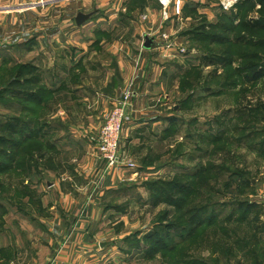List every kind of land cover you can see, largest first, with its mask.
I'll return each mask as SVG.
<instances>
[{
    "label": "rangeland",
    "instance_id": "obj_1",
    "mask_svg": "<svg viewBox=\"0 0 264 264\" xmlns=\"http://www.w3.org/2000/svg\"><path fill=\"white\" fill-rule=\"evenodd\" d=\"M103 5L0 0V264H55L69 245L81 264H264V0H126L122 15L159 35L173 81L136 143L132 86L94 110L67 103L89 71L82 43L118 20ZM110 49L88 55L108 61ZM119 100L110 167L95 137Z\"/></svg>",
    "mask_w": 264,
    "mask_h": 264
},
{
    "label": "crops",
    "instance_id": "obj_2",
    "mask_svg": "<svg viewBox=\"0 0 264 264\" xmlns=\"http://www.w3.org/2000/svg\"><path fill=\"white\" fill-rule=\"evenodd\" d=\"M125 2L126 0H116L113 6L112 0H101V3L104 4L102 6L104 8V14L108 16L113 12H117L118 20L114 23L104 25L103 30L100 29L106 35L104 38L99 39L95 37L94 39H89L90 41L88 43H85V41L82 43L81 46L86 51L83 52L81 58H83L82 61L85 64H89H86V68H89V71L86 74H81L83 81L80 80V82L82 81V83L72 84L69 92L66 93L69 95L67 103L71 104L74 102L78 105L79 102H82L88 105L90 110H94L99 108L100 104L105 101L111 104L113 100L115 102V100L122 99L128 86H132L133 98L128 107V111L132 114L133 118L128 122L125 134L128 135L126 137L127 141L136 143L135 138L138 129L145 130L150 126V108L159 105V102H156L157 96L167 91L165 87H168L171 83L173 84V81L169 80L170 77L165 78L163 76L165 75L164 69L168 66V60L165 59V55L168 52L164 50L162 41L157 40L156 37L159 39V35L155 36L153 34L154 29L152 28L150 30L141 29L138 23L129 22L130 18H125L122 15L123 11L128 10L124 6ZM138 11L140 14L144 13L143 15L152 14L150 13L149 5H146ZM202 11L206 12L205 8ZM116 27L115 37L113 40H108L107 37H110L109 34H112ZM151 34L153 37L150 36ZM97 45L102 46V48H111L109 51L111 53L110 59L108 60L110 62L106 61L107 58L103 59L107 57V54L106 56L100 53L88 55V49L92 50ZM80 59L77 58V60L72 62V67L80 64L82 62ZM105 64H109L108 71L104 68ZM61 81L63 79H60V82L54 87V92H58L60 89ZM114 82H119V84L114 85ZM153 85L158 87L152 89ZM101 105L103 106V104ZM59 106V108L57 107L58 109L56 108L58 112L62 108L67 111L70 109L64 103H60ZM58 115L56 112L51 118L62 119V116ZM60 126L65 128L67 125L64 123L58 127L60 128ZM262 191L261 189L259 190V192ZM83 218L87 219L89 216ZM81 221H79V224L83 225ZM80 232L84 236L85 228H83V231L78 230L75 236ZM72 249V245L63 248L58 253L54 263L81 264L78 255L75 253L77 249L74 248L75 251H72Z\"/></svg>",
    "mask_w": 264,
    "mask_h": 264
},
{
    "label": "built area",
    "instance_id": "obj_3",
    "mask_svg": "<svg viewBox=\"0 0 264 264\" xmlns=\"http://www.w3.org/2000/svg\"><path fill=\"white\" fill-rule=\"evenodd\" d=\"M128 95L129 94L126 96ZM125 117V101L119 100L117 106L113 109L95 137L101 157L110 167L117 165L120 161L119 149ZM133 165V163H128V167L130 168H132Z\"/></svg>",
    "mask_w": 264,
    "mask_h": 264
},
{
    "label": "water",
    "instance_id": "obj_4",
    "mask_svg": "<svg viewBox=\"0 0 264 264\" xmlns=\"http://www.w3.org/2000/svg\"><path fill=\"white\" fill-rule=\"evenodd\" d=\"M82 19L84 20V19H85V17H83ZM82 19H81V18H78L79 22H80V21H82Z\"/></svg>",
    "mask_w": 264,
    "mask_h": 264
},
{
    "label": "trees",
    "instance_id": "obj_5",
    "mask_svg": "<svg viewBox=\"0 0 264 264\" xmlns=\"http://www.w3.org/2000/svg\"><path fill=\"white\" fill-rule=\"evenodd\" d=\"M253 206V204H251Z\"/></svg>",
    "mask_w": 264,
    "mask_h": 264
}]
</instances>
